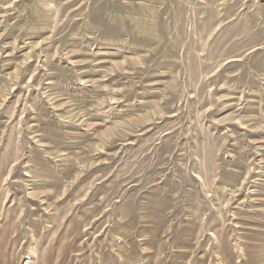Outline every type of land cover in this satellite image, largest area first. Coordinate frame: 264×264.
<instances>
[{
  "label": "rangeland",
  "instance_id": "obj_1",
  "mask_svg": "<svg viewBox=\"0 0 264 264\" xmlns=\"http://www.w3.org/2000/svg\"><path fill=\"white\" fill-rule=\"evenodd\" d=\"M0 264H264V0H0Z\"/></svg>",
  "mask_w": 264,
  "mask_h": 264
},
{
  "label": "bare ground",
  "instance_id": "obj_2",
  "mask_svg": "<svg viewBox=\"0 0 264 264\" xmlns=\"http://www.w3.org/2000/svg\"><path fill=\"white\" fill-rule=\"evenodd\" d=\"M139 27H140V28H142L143 26H142V25H140Z\"/></svg>",
  "mask_w": 264,
  "mask_h": 264
}]
</instances>
